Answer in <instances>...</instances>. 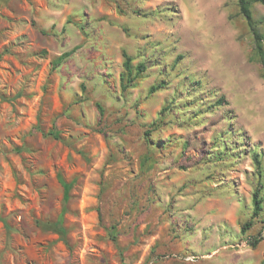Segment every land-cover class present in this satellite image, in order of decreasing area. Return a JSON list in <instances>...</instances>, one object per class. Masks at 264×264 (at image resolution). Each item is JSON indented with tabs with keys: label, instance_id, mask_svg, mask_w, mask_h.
Instances as JSON below:
<instances>
[{
	"label": "rangeland",
	"instance_id": "rangeland-1",
	"mask_svg": "<svg viewBox=\"0 0 264 264\" xmlns=\"http://www.w3.org/2000/svg\"><path fill=\"white\" fill-rule=\"evenodd\" d=\"M263 74L237 0H0V264H264Z\"/></svg>",
	"mask_w": 264,
	"mask_h": 264
},
{
	"label": "trees",
	"instance_id": "trees-1",
	"mask_svg": "<svg viewBox=\"0 0 264 264\" xmlns=\"http://www.w3.org/2000/svg\"><path fill=\"white\" fill-rule=\"evenodd\" d=\"M237 4L239 7V13L245 19L249 32L253 37L254 51L258 56V58L260 59V61L262 62L264 69V33L259 30V24L262 23L259 22V20H256L252 14V8L255 5H264V0H237ZM123 57H124L123 67L125 69V72L121 76V81L123 82L125 78H128L127 82L133 83L136 79H138L139 75L144 71L145 66L143 64H138L137 66L133 67L132 59L126 53H124ZM155 89L156 88L153 87L152 91H154ZM50 135H53L54 138H58V135L54 132H51ZM256 163L258 165L259 160H257ZM252 202H253V216L256 217L263 211V200L262 198L259 197L258 190L254 191L252 196ZM50 227L55 229L57 232L60 233L64 232L63 228L58 223L50 224Z\"/></svg>",
	"mask_w": 264,
	"mask_h": 264
}]
</instances>
